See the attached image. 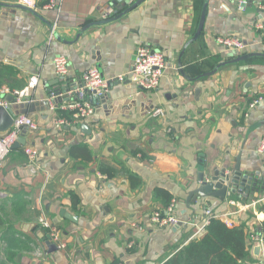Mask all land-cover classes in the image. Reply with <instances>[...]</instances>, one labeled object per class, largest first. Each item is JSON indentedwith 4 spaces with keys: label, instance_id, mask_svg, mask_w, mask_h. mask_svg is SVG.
<instances>
[{
    "label": "crops",
    "instance_id": "0c3cea01",
    "mask_svg": "<svg viewBox=\"0 0 264 264\" xmlns=\"http://www.w3.org/2000/svg\"><path fill=\"white\" fill-rule=\"evenodd\" d=\"M127 1L63 0L55 11L45 9L47 0H38L36 10L0 0V69L14 74L0 78L2 87L21 90L40 76L29 104L36 105L27 114L39 128L22 131L23 147H36L40 159L30 164L21 147L0 167V264H164L205 232L207 210L227 215L234 226L245 224L244 264H264V239L257 241L264 238L257 231L264 223V57L210 70L216 57L225 64L246 54L264 56L256 30L264 24V2L247 0L242 12L234 0H208L203 33L194 40L201 18L195 0H145L115 19L132 5ZM218 37L242 39L246 54L222 52ZM141 45L167 57L155 91L116 81L130 76ZM60 56L70 63L65 79L52 65ZM90 68L114 81L106 105L100 102L92 118L56 130L57 119L71 114L50 112V92L79 82ZM157 109L164 116L155 117ZM238 157L241 171L257 185L252 204L237 194L188 205L200 174L233 172ZM101 168L115 176L109 179ZM159 192L176 202L179 227L151 224L154 212L171 205ZM43 214L58 241L39 225Z\"/></svg>",
    "mask_w": 264,
    "mask_h": 264
},
{
    "label": "built area",
    "instance_id": "2783aa9c",
    "mask_svg": "<svg viewBox=\"0 0 264 264\" xmlns=\"http://www.w3.org/2000/svg\"><path fill=\"white\" fill-rule=\"evenodd\" d=\"M137 0H129L130 4H134ZM18 3L29 10H36L38 0H18ZM63 0H47L45 5L46 10L60 11ZM240 11H245L248 6L247 0H238ZM256 30L261 32L264 44V24L258 22ZM55 26L51 35V40L55 34ZM216 44L222 52H236L237 54H246L248 45L240 38L235 37H218ZM2 62L0 61V64ZM53 69L55 74L60 79H65L69 75L70 63L64 56L56 57L53 62ZM168 62L167 57L163 52L154 50L150 46L141 45L137 48L134 58L133 68L129 77L120 76L117 78L118 83H131L137 88L150 92L157 90L167 70ZM40 76H32L27 86L24 89H11L4 86L0 89V108L9 109L12 105L32 103V95L35 89L39 86ZM111 80L104 78L98 69L90 68L82 76L79 82L73 84V89L63 93L51 91L49 94V110L52 114L57 112H67L71 114L70 117H60L56 121L55 129L62 131L75 124V122H83L92 118L98 104L109 97L111 93ZM7 97H12L13 102L7 101ZM64 100H67L66 103ZM262 101L261 98L255 99L251 102L250 108H255ZM154 116H164V112L160 109L154 111ZM39 128L37 122L27 115H19L14 117L12 127L5 133H0V167L9 158L13 146L18 142L24 129L32 132L37 131ZM23 152L27 157L30 164H36L40 159V151L33 146L23 147ZM259 153L264 154V138L259 146ZM176 202L173 201L171 205L164 211H156L150 218V222L154 227L166 228L169 226L178 227L179 220L174 216ZM227 215L214 214L211 211H206L204 219L205 230L211 225L213 220H220L229 228L234 227L232 222L227 220ZM39 225L47 230H50L51 239L58 241L59 236L55 230H51L52 226L45 214L39 219ZM263 237L257 238V241L262 242ZM65 248L64 245L60 246Z\"/></svg>",
    "mask_w": 264,
    "mask_h": 264
},
{
    "label": "trees",
    "instance_id": "16d2710c",
    "mask_svg": "<svg viewBox=\"0 0 264 264\" xmlns=\"http://www.w3.org/2000/svg\"><path fill=\"white\" fill-rule=\"evenodd\" d=\"M207 1L195 0L197 17H200ZM255 60H262V58L253 57L247 61ZM223 63L220 57L213 58L210 62V70L219 69V66ZM228 64L235 63L228 62L225 65ZM12 75L14 74H7V72L0 69V78H10ZM3 84L4 82H0V88H2ZM100 171L106 173L109 179L115 176V172L107 171L103 168ZM130 179H133L132 175H130ZM159 193L162 195L161 197L166 198L165 206H169L172 198L164 192ZM3 226L4 222L0 218V227ZM259 230L264 233V223L257 228L258 232ZM247 236L245 224L229 228L222 221L213 220L199 238L182 246L164 264H244L249 259ZM7 257L13 260L15 255L8 253Z\"/></svg>",
    "mask_w": 264,
    "mask_h": 264
},
{
    "label": "water",
    "instance_id": "95a60500",
    "mask_svg": "<svg viewBox=\"0 0 264 264\" xmlns=\"http://www.w3.org/2000/svg\"><path fill=\"white\" fill-rule=\"evenodd\" d=\"M144 1L145 0H137V2H135L127 9H125L121 14L116 16L115 19H119L123 17L125 14L136 9L138 6L144 3ZM234 1H236L237 3L238 0H234ZM255 1L259 3L264 2V0H255ZM127 4H129V1H127ZM116 5H117L116 2L113 3V7H116ZM207 7L208 6L206 4L202 10L200 23L196 35L194 37V40H198L203 33L206 22V16H207ZM120 10H122V8H120ZM255 56H263V55L246 54L235 60H232L230 63L247 61ZM225 64L223 63L219 67H222ZM72 87L73 85L68 84V86H66L62 90H58L57 93L60 94L72 90L73 89ZM6 99L10 103L14 101L12 97H7ZM107 100L108 97L103 99L101 102L104 105H106ZM35 105L36 104L29 105L28 103H26V104L13 105V107H10L9 109L0 108V133H5L12 127L14 117L19 115H27L29 113L30 108ZM46 105L49 108L48 100L46 102ZM82 130L85 134L89 135V130L87 125L85 124L82 125ZM25 144H26V138L22 134L18 142L13 146L12 151L20 149ZM199 183L200 186L189 194L188 205H191V202L196 203L198 199H206V198H218L223 202L226 199H228L231 195H237V194H244L245 197L247 196L250 199L249 203L252 204L251 199L254 196V193L257 189L256 188L257 185H255L253 177L250 174H244L241 171V157H238L237 164L233 172L231 171L228 172L225 169L215 170L213 176H210L209 178H206L204 174H200ZM62 214L71 221L74 222L77 221L76 218L70 216L65 211H63Z\"/></svg>",
    "mask_w": 264,
    "mask_h": 264
}]
</instances>
